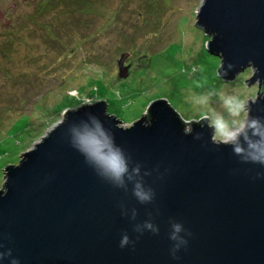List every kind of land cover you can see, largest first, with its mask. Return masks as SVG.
Instances as JSON below:
<instances>
[{
	"label": "water",
	"instance_id": "water-1",
	"mask_svg": "<svg viewBox=\"0 0 264 264\" xmlns=\"http://www.w3.org/2000/svg\"><path fill=\"white\" fill-rule=\"evenodd\" d=\"M194 24L223 63L219 77L252 69L244 80L257 83L249 118L264 124V0H201ZM128 65L121 54L118 76ZM106 106L101 98L64 109L4 166L0 264H264V166L214 142L207 120H185L166 98L150 100L127 124ZM94 121L125 157L122 184L72 147L74 132ZM137 184L150 200H139ZM173 234L187 241L175 256ZM124 235L130 243L120 247Z\"/></svg>",
	"mask_w": 264,
	"mask_h": 264
},
{
	"label": "rangeland",
	"instance_id": "rangeland-1",
	"mask_svg": "<svg viewBox=\"0 0 264 264\" xmlns=\"http://www.w3.org/2000/svg\"><path fill=\"white\" fill-rule=\"evenodd\" d=\"M200 3L0 0V186L4 166L16 163L66 108L103 98L127 124L163 97L187 121L202 112L231 119L224 98H254L256 80L244 82L250 67L232 78L217 74L219 58L205 48L209 36L194 24ZM121 54L129 64L125 77L117 74ZM21 114L28 116L26 130L16 131Z\"/></svg>",
	"mask_w": 264,
	"mask_h": 264
},
{
	"label": "clouds",
	"instance_id": "clouds-1",
	"mask_svg": "<svg viewBox=\"0 0 264 264\" xmlns=\"http://www.w3.org/2000/svg\"><path fill=\"white\" fill-rule=\"evenodd\" d=\"M222 64L219 65V68ZM228 68L232 69L233 65L229 63ZM217 74L219 75V73ZM250 98H242L238 94L224 98V105L231 119H225L214 112L211 114L202 112L200 119L208 121V126L212 128L214 142L224 145L233 144L235 153L242 156L244 162L258 163L264 166V124L260 123V118H249L251 109L248 101ZM93 123L94 127H85L81 131L74 132L72 147L83 155L85 162L98 175L122 184V177L127 172L125 157L121 149L115 145L113 136L106 132L99 122L94 121ZM196 138L199 139V134ZM240 138L244 141V147L239 144ZM135 195L142 202L151 198L150 194L144 192L139 184L136 185ZM173 227L174 233L181 231L180 225ZM171 239L178 241L172 249V254L175 256V252L187 241L175 234ZM129 243V237L124 235L120 240V247ZM0 257H3V254H0ZM11 264H18V261L13 259Z\"/></svg>",
	"mask_w": 264,
	"mask_h": 264
},
{
	"label": "trees",
	"instance_id": "trees-1",
	"mask_svg": "<svg viewBox=\"0 0 264 264\" xmlns=\"http://www.w3.org/2000/svg\"><path fill=\"white\" fill-rule=\"evenodd\" d=\"M45 6V5H44ZM43 5H42V7H44ZM45 8H46V6H45ZM68 10H70V13H72V9H67L65 12H64V14L65 15H67V13H69V11ZM26 19L27 20H29V21H32V23H34V21L32 20V17H30V16H28L27 15V17H26ZM20 25H23V22H21L20 23ZM25 25V24H24ZM64 107V106H63ZM27 115H25V114H21V116H19V118H18V120L16 121V122H18V123H14L13 124V126H14V129L17 131V130H19V131H24V130H26V126H25V123L27 122Z\"/></svg>",
	"mask_w": 264,
	"mask_h": 264
}]
</instances>
